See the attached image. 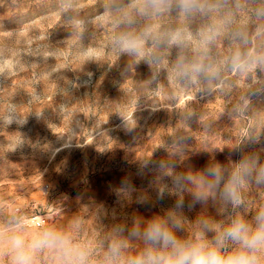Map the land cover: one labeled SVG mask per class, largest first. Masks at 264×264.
Wrapping results in <instances>:
<instances>
[{
	"label": "rangeland",
	"instance_id": "1",
	"mask_svg": "<svg viewBox=\"0 0 264 264\" xmlns=\"http://www.w3.org/2000/svg\"><path fill=\"white\" fill-rule=\"evenodd\" d=\"M105 4L0 0V118L14 109L17 118L26 120L8 126L0 120V223L13 214L43 218L74 239L88 241L114 223L130 227L134 218L163 215L175 197L165 196L153 206L136 203L134 196L121 206L111 188L129 177L135 188L147 189L153 174L138 175L139 160L166 159L162 145L177 134L190 137L185 164L193 171L213 160L235 162L246 152H260L264 161V134L261 143L242 152L231 148L246 128L264 124V94L257 92L264 89V73L257 70L259 82L230 73L223 84L203 92L181 91L163 76L152 83L147 64H133L108 50L113 25L96 19ZM65 5L70 7L65 10ZM76 20L83 21L82 35H77ZM89 45L96 47L98 60L80 56ZM228 50L223 43L217 52L224 56ZM248 100L251 105L237 116ZM189 110L195 116L182 126L181 116ZM200 116L218 133L207 145ZM149 194L155 200V192L149 189ZM247 198L250 209L264 202L255 190ZM189 200L186 196L189 220L202 211L220 218L211 203L189 211ZM75 217L82 218L79 230ZM41 264H49L48 259Z\"/></svg>",
	"mask_w": 264,
	"mask_h": 264
},
{
	"label": "clouds",
	"instance_id": "2",
	"mask_svg": "<svg viewBox=\"0 0 264 264\" xmlns=\"http://www.w3.org/2000/svg\"><path fill=\"white\" fill-rule=\"evenodd\" d=\"M96 19L113 25L111 54L127 56L133 64H147L152 83L163 76L181 91L203 92L223 84L230 73L256 82L257 70L264 73V0H106ZM74 23L77 35H82L83 21ZM223 43L229 50L221 56L217 49ZM80 56L84 61L98 60L92 45ZM257 92L264 94V89ZM249 105L250 100L236 115L242 117ZM13 112L9 109L0 120L5 126L23 125L26 120ZM194 116V110L184 113L182 126H188ZM197 122L207 145L218 133L206 117L200 116ZM262 134L264 124L250 126L231 148L242 152L249 144L261 143ZM189 138L177 134L163 144L166 159L139 160L137 174L143 176L145 170L153 174L147 189L138 190L129 177L111 188L121 206L134 196L136 203L153 206L165 196L175 197L163 215L134 218L130 227L114 223L92 240L79 241L43 218L13 214L0 223V264H41L45 257L49 264H264V202L250 209L247 198L255 190L264 199L260 152L243 153L226 164L213 160L193 171L185 164ZM181 167L186 170L178 171ZM149 189L155 192V200ZM186 196L189 211L197 204L206 209L211 203L220 218L202 211L189 220L184 212ZM250 212H254L251 218ZM112 217L116 219L115 210ZM81 223V217L74 218L76 230Z\"/></svg>",
	"mask_w": 264,
	"mask_h": 264
}]
</instances>
